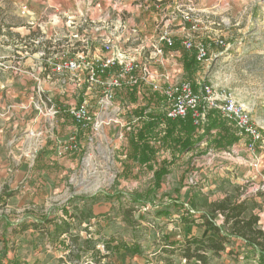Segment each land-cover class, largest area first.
Listing matches in <instances>:
<instances>
[{
	"label": "rangeland",
	"instance_id": "rangeland-1",
	"mask_svg": "<svg viewBox=\"0 0 264 264\" xmlns=\"http://www.w3.org/2000/svg\"><path fill=\"white\" fill-rule=\"evenodd\" d=\"M11 6V0H0V21L5 25L19 22L10 12ZM210 9L216 12L214 17L220 25L214 27L225 46H216L210 59L195 73L187 72V76L193 82L205 81L215 90L231 93L262 140L251 146L248 137L229 123L238 140L228 146L218 145L221 130L208 118L194 132L176 133L170 138L166 137L167 129L163 132L160 123L154 121L157 128L146 141V161L134 154L138 148L142 152V148L132 139L136 135L133 123L124 141L117 138L118 128L106 127L110 144L104 142L92 148L93 162L89 166L83 163L81 151L80 155L45 157L40 149L35 158L29 157L33 165H39L36 176L22 177L10 187L11 177L0 173V182L5 181L0 183V263L8 258L9 264H197L196 259L183 256L186 241L207 235L203 215L221 223L222 216L212 211V203L227 197L246 201V216L258 215V227L264 229V0H217ZM6 31L5 27L0 40V68L15 71L17 67L20 71L15 72L20 75L30 73L32 63L57 60L34 56L30 64L21 65L19 61L25 59L15 51L26 44L30 51L37 48L36 44L29 40L24 43ZM3 41H10L14 52ZM40 46L46 52L54 50L47 49L52 47L49 43ZM12 53L10 62L8 55ZM184 59L188 61L185 56ZM131 98L128 95L120 101L126 105L136 102ZM142 111L128 110L127 120ZM22 136L26 131L18 136L19 142ZM16 142L14 138L11 144ZM187 143L190 148L184 150ZM126 148H130L131 155L124 152ZM10 157L15 158L13 153ZM162 166L168 171L155 187V174ZM9 190L32 199L22 206L7 205L8 194L12 193ZM125 210H130L132 223L125 220ZM47 218L65 219L70 225L69 233L56 237L54 225H48L39 235L25 232L14 238L10 232L22 222L46 226ZM226 246L219 256L209 254L208 264L259 263V259L246 255L245 242L230 236Z\"/></svg>",
	"mask_w": 264,
	"mask_h": 264
},
{
	"label": "built area",
	"instance_id": "built-area-1",
	"mask_svg": "<svg viewBox=\"0 0 264 264\" xmlns=\"http://www.w3.org/2000/svg\"><path fill=\"white\" fill-rule=\"evenodd\" d=\"M87 4L96 8L100 15L90 16L89 21L99 34L96 39L101 54L91 57L84 52L61 55L55 62L37 63L36 71L27 72L39 82L38 97L33 103L38 115L52 121L65 111L80 128L88 130L86 144L81 143L79 131H76L58 145L59 155L81 151L83 163L89 166L93 162V147L98 144L99 148L104 142L110 144L106 134L108 126L118 128L117 138L124 140L130 124L133 123L137 131L144 123L154 120L152 116L157 113L175 120L192 111L196 122L199 119L204 122L206 111L212 108L218 109L234 124L240 135L248 137L251 146L262 140V135L231 93L215 90L205 81L193 82L187 76L184 56L199 66L210 59L216 46H225L214 27L220 25L214 17L215 11L200 9L196 0H138L137 11L157 12L155 32L151 34L143 33L137 25H129L122 0H87ZM173 27L180 28L181 35ZM178 37L182 55L175 49ZM14 69L20 71L17 67ZM42 80L58 86L62 96L72 93L75 102L55 101L45 87L40 86ZM123 93L133 96L136 102L121 103ZM158 106L161 112L156 110ZM201 106L204 112H199ZM136 108L143 111L132 116L130 123L127 111ZM159 126L166 131L164 121ZM46 132L45 129L26 130V157H36Z\"/></svg>",
	"mask_w": 264,
	"mask_h": 264
},
{
	"label": "crops",
	"instance_id": "crops-1",
	"mask_svg": "<svg viewBox=\"0 0 264 264\" xmlns=\"http://www.w3.org/2000/svg\"><path fill=\"white\" fill-rule=\"evenodd\" d=\"M137 1L138 0H122L128 12L126 16L127 21L130 26H139L143 33L152 34L155 32L154 28L157 12L155 10H151L148 13L137 11L135 7ZM216 1L217 0H197L196 4L200 9H210L214 7ZM11 2L12 9L10 12L16 15L19 22L9 23V36H17L22 39L24 43H28L27 40H29V43H34L36 44L34 46L37 47L35 49L30 48V51H28L26 50V44V46L20 47L21 50L15 51L21 54L19 57L20 59H25V62L19 61L21 65L22 63L30 64L29 60L35 59L34 56L38 57V59H40V57H42V59H57L60 58L61 55L73 56L80 52H84L90 57L92 55L101 54L99 47L100 43L96 39L99 34L94 31L89 21L90 16L99 17L100 15L97 14L98 11L96 8L87 4V0H11ZM69 18L70 20H68ZM175 31L178 35H181L182 30L180 28ZM1 37L4 36L1 35L0 40ZM179 37L176 40L175 49L179 51V55H182ZM41 43L42 45L49 43L52 47L48 46L47 49L51 50V48H53L54 50L52 52H46L43 50L42 46H40ZM3 44L9 45V48H11L10 41L9 43L3 41ZM12 52H14L13 49ZM13 56V53L8 55L10 62L13 61L11 60ZM36 64L37 63L30 64L32 70L36 71ZM19 74L20 75H17L14 70L0 68V173H4L5 178L11 177L9 180L10 187H14L22 177L32 178V176H36L35 172H39L40 170H37L38 164L36 166L33 165L30 158L28 159V157L24 155L25 149L28 147V145L25 144V137L22 136L20 142L18 140V136L23 134L26 130L45 129L47 131L43 136L40 150V154L45 157L53 154L58 155V145L68 140L76 131H79L78 137L81 143H83V141L87 143L88 137V130L80 128L74 119L65 111L61 112L52 121H47L45 117L38 115V111L35 109L33 103L38 97L36 94V87L39 82L33 79L27 72ZM40 86H44L49 95L52 98L56 96L59 98L57 100H60V102H75L72 93L62 96L60 94V89L54 84L46 83L45 80H42L40 81ZM127 96L126 93L122 95L123 99ZM131 100L134 102L133 96ZM160 108L161 107L158 106L156 110H160ZM50 124H52L51 127ZM156 128L157 126L155 125L151 131L145 133L143 139L138 138L135 129L134 133L136 135L132 138L135 141V145H141L140 147L142 148L144 139L147 141V139L151 137L150 135L155 134L154 131ZM128 132L126 133V140L128 138L127 136L130 134ZM14 138H17V142L12 145L11 141ZM10 152L14 154V159L10 157ZM124 152L130 155L132 153L130 148H126ZM8 154L9 159H7ZM72 154L80 155L81 153L77 151L70 153L71 156ZM134 154L137 157H143L139 148ZM65 164L68 165L69 161H66ZM74 165L75 163L70 164V166ZM0 183L3 184L5 181ZM9 191L12 192L13 195L9 197L7 205L22 206L32 199L30 195V198H28V195L25 196L24 194L21 195L12 190ZM37 199L38 197L34 198V200ZM259 223H261L260 220ZM8 229L10 230L11 228ZM35 230L36 229L29 228L22 232H14V229H11L10 232L13 237L16 238L18 235L21 236L25 232H33L34 235H39L40 231ZM206 232V234H208V229ZM205 236L206 235H197L196 237L202 238ZM5 238H9V235H6ZM14 249H16V245ZM251 262H255V259L251 260ZM0 264H9V259L5 258Z\"/></svg>",
	"mask_w": 264,
	"mask_h": 264
},
{
	"label": "trees",
	"instance_id": "trees-1",
	"mask_svg": "<svg viewBox=\"0 0 264 264\" xmlns=\"http://www.w3.org/2000/svg\"><path fill=\"white\" fill-rule=\"evenodd\" d=\"M5 27L7 34H9V25H5L2 21H0V36L4 35L3 30ZM185 68L189 73H195L198 69V65L194 60H188L185 63ZM202 109V106L199 107V112H204ZM152 118L154 120L146 122L143 128L137 130L139 139H143L145 137V133L154 128L156 124L155 122L160 123L161 121H164L166 123V137L169 138L173 137L176 133L190 134L196 130V127L201 126L202 123L200 119L196 122V118L194 117L192 111H189L184 118L175 120L166 119L162 113H157L155 116L153 115ZM205 118H209L213 122V126L221 130L219 133L222 134L218 136L220 137V139H218V145L228 146L238 140V136L235 133H232L228 127L230 121L222 117L218 109L212 108L207 110ZM221 118H223L224 121L221 120ZM207 132L210 136L211 128H208ZM146 148L147 143L144 139V147H142L144 157L143 159L141 158V160L145 161L147 160V152H144ZM187 148H190L189 143L184 145V150ZM167 171L166 167L162 166L156 172L155 187L160 185L161 178L167 173ZM12 195L13 193L8 194V196ZM247 208L246 201H231L229 197L212 203V211L218 212L222 216L221 223H219L216 218L203 215L202 224L206 226L209 233L202 238L196 236L188 238L184 247L185 249L183 250L184 258L187 260L196 259L197 264H208L210 261V255L219 256L222 252L227 250L226 243L229 242V238L232 236L246 243L247 248L245 253L247 256L250 257L252 255V258L259 259L258 264H264V230L258 227L260 220L258 215L253 214L251 216H246ZM124 213L125 220L132 223L133 221H130V210H125ZM71 217H73V215H71ZM42 225H40L39 222H22L14 228V232H22L29 228L44 231L48 225H54L56 237L69 233L70 231V225L65 219L58 221L56 219L47 218L45 219L44 224L46 226ZM228 226H230V229H226Z\"/></svg>",
	"mask_w": 264,
	"mask_h": 264
}]
</instances>
